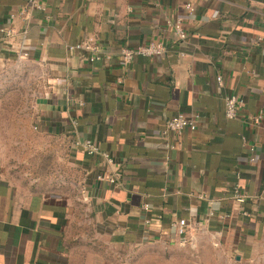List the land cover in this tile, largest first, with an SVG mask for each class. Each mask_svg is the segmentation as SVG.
Returning <instances> with one entry per match:
<instances>
[{
    "label": "crops",
    "instance_id": "crops-1",
    "mask_svg": "<svg viewBox=\"0 0 264 264\" xmlns=\"http://www.w3.org/2000/svg\"><path fill=\"white\" fill-rule=\"evenodd\" d=\"M26 1L0 0V28L13 32L0 37V59L19 55L43 71L35 127L69 151L99 235L130 245L178 238L172 225L184 218L239 263L264 264V0H42L25 22ZM88 38L108 57L92 63L69 50ZM152 40L164 41V54L121 60L122 48ZM229 94L241 102L235 119L225 115ZM178 113L198 117V128L167 135ZM87 140L111 160L77 145ZM5 148L0 264H74L69 194L15 181Z\"/></svg>",
    "mask_w": 264,
    "mask_h": 264
},
{
    "label": "rangeland",
    "instance_id": "rangeland-1",
    "mask_svg": "<svg viewBox=\"0 0 264 264\" xmlns=\"http://www.w3.org/2000/svg\"><path fill=\"white\" fill-rule=\"evenodd\" d=\"M43 71L19 55L0 59V143L15 181L69 194L74 205L70 228L74 264H241L220 239L189 231L186 238L114 244L97 232L89 203L79 192L77 171L61 140L38 131L35 104L44 91ZM69 158V157H68Z\"/></svg>",
    "mask_w": 264,
    "mask_h": 264
},
{
    "label": "built area",
    "instance_id": "built-area-1",
    "mask_svg": "<svg viewBox=\"0 0 264 264\" xmlns=\"http://www.w3.org/2000/svg\"><path fill=\"white\" fill-rule=\"evenodd\" d=\"M187 7L190 11L194 10V6L192 3H188ZM46 7L42 0H27L24 6L19 11V14L23 17L25 22H29L34 14L37 11H42ZM51 16H48L50 18ZM178 38L180 40H184L187 37L186 32L183 29L182 21L179 19L174 25ZM12 29L0 28V37H6L12 35ZM70 51H87L89 52L88 60L92 63L96 61H100L108 55L105 54L103 48L99 43H97L96 39L88 38L86 40L77 41L74 43H70L68 45ZM166 51V46L164 41L162 40H152L149 43L138 45L135 47H124L121 49V60H123L124 64H128L139 55L144 56H159L164 54ZM217 81L220 85L223 84V77L218 76ZM241 105L240 100L235 94H229L225 97V115L229 119H235L239 114V107ZM250 125L259 126L263 120L262 112L252 116L248 119ZM198 128V117H189L183 113H178L167 120L165 133L168 135L170 133H175L181 135L185 130L189 129L194 131ZM78 146H82L84 150L91 155H102L106 157L108 160L110 159V155L104 151H101L100 147L93 141L87 140L83 143L77 142ZM170 147H174V145H169ZM251 154L249 155L248 162H254L256 160L254 154V147H250ZM112 182L115 181L114 178L110 179ZM234 198L239 203H244L246 201V195L242 193V190L239 186L235 188ZM143 208L145 210H149V205H144ZM225 217V216H223ZM152 219H148V225L150 224ZM172 228L174 230L175 235L184 239L187 237L189 232V222L186 219H179L173 223Z\"/></svg>",
    "mask_w": 264,
    "mask_h": 264
}]
</instances>
